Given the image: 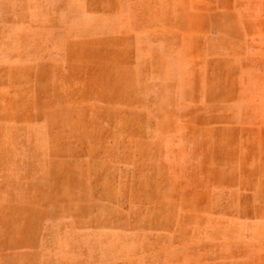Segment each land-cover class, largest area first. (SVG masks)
Wrapping results in <instances>:
<instances>
[{"label": "rangeland", "instance_id": "374dc122", "mask_svg": "<svg viewBox=\"0 0 264 264\" xmlns=\"http://www.w3.org/2000/svg\"><path fill=\"white\" fill-rule=\"evenodd\" d=\"M0 264H264V0H0Z\"/></svg>", "mask_w": 264, "mask_h": 264}, {"label": "crops", "instance_id": "0c3cea01", "mask_svg": "<svg viewBox=\"0 0 264 264\" xmlns=\"http://www.w3.org/2000/svg\"><path fill=\"white\" fill-rule=\"evenodd\" d=\"M123 39V34L116 33L114 31H96L91 35H80L75 36L72 40V44L74 47L70 48V44H65V47L61 46V52L58 59H53L51 62H45V64L51 67H59L65 68V73H70L72 68H74V75L79 78L75 79V82L83 83L88 81H93L92 79H88V74L93 75L95 73L94 68L102 69L106 71V75L110 76L108 79H103L106 82H121L123 78V74L128 76H133L132 67L133 62L131 61V49L127 45L124 48L122 43L119 41ZM86 47H90L89 49L83 50V45ZM151 45H149L150 47ZM83 48V49H82ZM147 43H142L140 45V52L142 56L139 59V71H141V81L147 82V68L151 66V64H147V53H153L152 50H147ZM91 53L90 57H85L87 51ZM57 51V50H56ZM54 51V52H56ZM85 54V55H84ZM47 61V60H46ZM149 65V66H148ZM93 66L91 70H84V67ZM72 67V68H71ZM100 72V71H99ZM97 73V71H96ZM113 76V78H111ZM127 77V76H126ZM128 81H133L132 77ZM140 81V78H139Z\"/></svg>", "mask_w": 264, "mask_h": 264}]
</instances>
